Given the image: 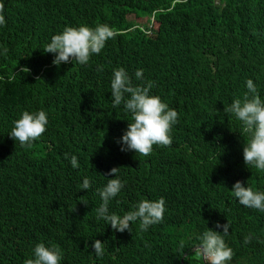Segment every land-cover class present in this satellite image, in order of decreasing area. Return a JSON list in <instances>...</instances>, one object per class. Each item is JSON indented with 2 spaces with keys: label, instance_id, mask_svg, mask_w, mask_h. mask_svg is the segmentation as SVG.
<instances>
[{
  "label": "trees",
  "instance_id": "obj_1",
  "mask_svg": "<svg viewBox=\"0 0 264 264\" xmlns=\"http://www.w3.org/2000/svg\"><path fill=\"white\" fill-rule=\"evenodd\" d=\"M3 15L0 264H24L37 243L58 247L61 264H203L195 237L205 227L222 231L217 222L230 225L231 264H264V213L231 192L236 181L264 191V173L244 164L247 137L224 111L244 98L246 79L264 99V0H3ZM99 24L118 35L86 65L55 66L41 49L66 26ZM118 67L130 76L143 69L133 84L151 82V94L178 113L169 146L153 145L147 156L120 150L131 118L111 105ZM37 110L47 113L46 131L31 145L15 143L7 134L12 122ZM114 167L125 187L109 210L122 215L141 199L162 197L161 223L116 232L95 218V189ZM84 177L94 182L88 191L78 188ZM93 240L104 242L100 259Z\"/></svg>",
  "mask_w": 264,
  "mask_h": 264
},
{
  "label": "clouds",
  "instance_id": "obj_2",
  "mask_svg": "<svg viewBox=\"0 0 264 264\" xmlns=\"http://www.w3.org/2000/svg\"><path fill=\"white\" fill-rule=\"evenodd\" d=\"M5 22L3 0H0V27L4 26ZM153 22L154 20L149 23L154 25ZM149 28L147 33L151 32L153 26L150 25ZM117 35L116 30L107 24L95 27L66 26L62 31L52 35L41 49L44 53L53 54L52 64L55 66L73 61L86 65L92 56L101 52L107 41ZM7 52V47L0 45V56H6ZM20 70L23 73L30 71L26 66H22ZM98 70L102 71V67ZM133 79L141 81L143 69H137L133 76H130L123 67L114 68L112 71L111 105L114 109L121 108L131 118L117 143L123 152L132 151L147 156L151 153L153 145L169 146L172 143L171 132L177 123L178 113L164 103L160 96L151 94L153 87L151 82L140 86L134 85ZM244 86L246 88L244 98L233 99L224 111L234 115L240 124L239 133L247 137L242 149L244 164L248 168L264 173V99L259 95L257 85L252 79H246ZM12 123L8 136L15 143L26 146L41 137L49 120L43 110L22 111ZM64 159L73 169L80 167L75 154L65 153ZM107 175L112 178H106L107 182L95 189L101 201L96 208L95 218L98 221H102L103 225L110 226L116 232L125 230L130 232L131 226L137 222L140 231L143 232L151 225L163 221L166 205L162 197L157 200L141 199L122 215L110 211V202L119 196L125 184L118 174V168H111ZM93 183L88 177H84L78 188L88 191ZM231 192L238 204L264 213V191H254L236 181L231 187ZM215 228L222 231L205 227V230L195 237V256L203 261V264H231L234 252L225 242L230 225L228 223L221 225L217 222ZM244 242H248V237H245ZM184 244L185 241L181 239L178 247L183 248ZM91 247L97 259L104 256V242L93 240ZM62 258V252L58 247L37 243L31 250V257L25 259L24 264H61Z\"/></svg>",
  "mask_w": 264,
  "mask_h": 264
},
{
  "label": "rangeland",
  "instance_id": "obj_3",
  "mask_svg": "<svg viewBox=\"0 0 264 264\" xmlns=\"http://www.w3.org/2000/svg\"><path fill=\"white\" fill-rule=\"evenodd\" d=\"M131 18H134V16H130V19H131ZM146 20H147V19H137L136 21H138L139 24H144V25H146Z\"/></svg>",
  "mask_w": 264,
  "mask_h": 264
}]
</instances>
